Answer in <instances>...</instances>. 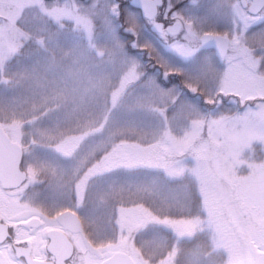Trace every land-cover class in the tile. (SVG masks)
<instances>
[{"label": "rangeland", "instance_id": "374dc122", "mask_svg": "<svg viewBox=\"0 0 264 264\" xmlns=\"http://www.w3.org/2000/svg\"><path fill=\"white\" fill-rule=\"evenodd\" d=\"M129 1L0 0V126L23 150L25 136L31 138L29 174L35 177L41 168L53 172L57 196L61 195L62 187L59 170L69 163L65 153L73 154L80 141L68 136L57 147L50 137L78 122L83 124V118L105 91L110 108L120 105L139 75L130 63L121 70L127 62L105 16L111 4L120 5L121 18L125 11L140 14L133 8L129 11ZM128 35H120L126 45L132 38ZM139 39L142 43L135 49L146 50L156 69H148L143 51L133 53L142 55L145 71L158 72L164 65L157 57L156 38L152 32H145ZM157 83L159 87L143 98L141 104L168 131L149 146H137L136 152L152 160L168 157L174 161L189 152L195 153L204 165L198 179L204 185V206L219 229V241L209 246L198 239L196 218L187 215L161 218L143 207H120L116 220L119 231L111 230L109 217L96 214L93 219L97 239L104 244L94 243L99 249L97 253L85 252L88 264H97L119 251L127 253L135 264H152L153 260L158 264H174L184 240L194 239H198L196 249H204L207 255H198L196 249H184V264H218L221 249L227 252L230 264H257V258L264 255V196L258 195L264 192V172L239 179L233 174L232 164L247 166L245 153L258 152L261 145L255 137L235 135L223 125L206 129L199 121L191 122L189 131L176 135L172 129H180L191 121L193 111L185 106L194 105L197 97L189 101L182 95L180 82L172 83L170 90L168 84L160 80ZM204 134L214 145H219L216 137H223L224 144L212 149L202 142ZM24 164L23 160V167ZM72 167L75 170V164ZM81 180L79 192L83 200L88 177ZM7 197L9 215L19 216L16 202ZM175 202L178 207L183 205L181 193L175 194ZM241 213L247 217L246 222L241 221ZM165 237L176 240L167 252H164ZM135 239L139 245L138 242L135 245Z\"/></svg>", "mask_w": 264, "mask_h": 264}, {"label": "clouds", "instance_id": "9594fccd", "mask_svg": "<svg viewBox=\"0 0 264 264\" xmlns=\"http://www.w3.org/2000/svg\"><path fill=\"white\" fill-rule=\"evenodd\" d=\"M176 4L182 7L173 10ZM144 8L143 14L125 11L123 20L118 4H111L106 10V23L127 62L121 70L130 63L138 69L139 75L120 105L110 108L105 91L83 118V124L78 122L50 137L57 147L68 136L80 141L68 158V165L59 170L61 195H56L54 173L50 170L41 168L35 177L29 174L32 140L26 135L22 141L26 145L22 152L25 164L11 199L16 202L19 219L27 223L9 229L4 221L0 226V253L4 254L0 261L3 264H8L9 260L11 264H31V245L17 242L39 235L43 224L65 209L75 212L93 243L101 242L92 227L96 214L109 217L111 230L119 231L118 210L127 206L143 207L161 218L174 215L196 218L199 220L198 239L209 246L219 241V229L204 206V185L198 179L204 165L195 153L189 152L174 161L168 157L152 160L136 152L137 146L151 145L168 129L141 104L159 84L155 73L144 70L142 55L128 51L120 37L121 30L135 38L134 48L141 45L139 38L145 32H152L156 43L160 41V31L167 33L169 41L180 38L182 33L173 36L168 32L165 21L172 26L182 25L186 32L194 34L195 39L189 41L190 46L198 49L193 63L207 78L199 85H191L177 74L181 90L197 87L198 91L191 121L172 131L182 135L190 130L191 122L199 121L206 129L223 125L235 135L255 137L261 145L260 150L245 153L247 166L232 164L233 174L245 179L257 171L264 172V0H246V10L237 0H151ZM177 65H181L180 61ZM216 140L219 145L224 144L223 137L218 136ZM202 142L212 149L219 147L207 134L202 135ZM59 155L64 158L63 153ZM84 177H88V184L81 200L79 184ZM177 192L184 200L179 207L174 195ZM258 195L264 196V192ZM32 217H39L43 223H37L30 219ZM241 221H247L243 213ZM164 239V252L170 251L176 240L173 237ZM218 255V264H230L227 252L221 249ZM183 257L181 248L174 264H184ZM257 260L264 264V258ZM48 264H57V261L49 256ZM67 264H83L79 250L73 249ZM152 264L158 261L153 260Z\"/></svg>", "mask_w": 264, "mask_h": 264}, {"label": "flooded vegetation", "instance_id": "af4514ba", "mask_svg": "<svg viewBox=\"0 0 264 264\" xmlns=\"http://www.w3.org/2000/svg\"><path fill=\"white\" fill-rule=\"evenodd\" d=\"M139 12L141 14V11ZM67 155L69 156L67 157ZM71 155L72 153H65L66 158H70ZM21 169H23V161L21 164ZM13 191L14 190L5 189L2 183L0 182V220L2 223H4V221H7V226L9 229L13 227H19L21 224L27 223V221L20 220L19 216H15L14 213H11L10 215H14L15 217H11L8 213L9 203L7 201V196L12 197ZM66 212H71L72 214H74L75 217L70 216L64 220L63 214ZM30 219H34L37 223H43L42 221H40L39 217H32ZM93 226L94 225H92V227ZM52 238L56 242L64 243L65 246H67V240H69L72 243L73 248L79 250V252L81 253L83 264H88L86 258L87 253L85 255V252L97 253L99 250L95 246L96 243L94 244L91 240L88 239L87 235L82 229L79 218L76 217V214L72 209H65L63 212L59 213L55 219L49 218V222L47 224H43L39 235L26 237L24 240L18 241L17 243H26L31 245L30 251L32 258L48 263L49 256L54 257L55 260L58 261L57 256H55L48 250V246L52 241ZM136 242L138 241L135 239V245ZM102 244L104 243L102 242ZM139 244L140 243L138 242V245ZM117 253H121V251L115 252L114 254L105 257L97 264H104ZM65 263L67 264V260L65 261Z\"/></svg>", "mask_w": 264, "mask_h": 264}, {"label": "snow or ice", "instance_id": "6c2138e0", "mask_svg": "<svg viewBox=\"0 0 264 264\" xmlns=\"http://www.w3.org/2000/svg\"><path fill=\"white\" fill-rule=\"evenodd\" d=\"M237 3L240 4L241 8L246 10V0H237ZM181 7L182 5L176 4L173 10L179 9ZM118 8H120V5H118ZM131 8H139L141 12L144 11L143 7L139 4L131 5L129 8L130 12ZM133 14L136 13L133 12ZM165 27L168 29V32L173 34V36H175L176 33H182V36L178 39L169 41L167 39V33L163 31L159 32L160 41L157 43L159 46L157 57L164 67L155 73L156 80H163L165 84L169 85V90L171 89L172 85L169 83L168 78L169 76H177V74L182 75L186 82L191 85H199L204 82L207 78L206 73L202 69L195 66L190 67V65H193V58L198 50L196 47L190 46L189 44L190 40L195 39V35L186 32L182 25L172 26L165 24ZM157 29H159V25H157ZM133 39L135 38L133 37ZM155 46L156 44H154V47ZM129 47H132L133 50L135 49L133 45H130ZM177 61H180L183 66H178ZM197 91V87H189L184 88L181 94L188 97V100L191 101L192 97L196 96ZM185 107L192 111L194 110V105L191 103L187 104ZM80 182L83 183L82 180ZM54 183L56 182L54 181ZM175 194L176 193H174V195Z\"/></svg>", "mask_w": 264, "mask_h": 264}, {"label": "water", "instance_id": "95a60500", "mask_svg": "<svg viewBox=\"0 0 264 264\" xmlns=\"http://www.w3.org/2000/svg\"><path fill=\"white\" fill-rule=\"evenodd\" d=\"M151 0H132L131 5L139 4L143 7L147 3H150ZM139 9V8H137ZM22 152L23 149L15 144L10 137L4 132L0 126V181L4 188L14 189L19 184L21 176V163H22ZM70 216H74L71 212H66L63 214L64 220ZM3 223L0 220V226ZM8 227V226H7ZM67 246L64 243L56 242L53 238L48 246V250L57 256V264H66L65 261L71 256L73 251L72 243L67 240ZM259 258H264V255H261ZM31 264H48L47 262L39 261L31 256ZM104 264H134L132 258L126 253H118L114 255L111 259L106 261ZM258 264L260 262L258 261Z\"/></svg>", "mask_w": 264, "mask_h": 264}, {"label": "trees", "instance_id": "16d2710c", "mask_svg": "<svg viewBox=\"0 0 264 264\" xmlns=\"http://www.w3.org/2000/svg\"><path fill=\"white\" fill-rule=\"evenodd\" d=\"M121 20H123V18H121ZM120 35H121V36H125V35H127V34H125V33L121 30ZM128 36H129V35H128ZM132 41H133V37L130 39V42L127 43V47H128V49H129L131 52H140V51H143V52H144V59H145L146 61H148V69H149V70H151V69H153V68L156 69L157 66L154 64V61H152V59L147 58V51H146V50H141V49H134V50H133L132 47H129V46L131 45ZM153 64H154V65H153ZM151 65H152V66H151ZM168 79H169V83H170V84L175 83V82H180V81H179V78H178L177 76H169ZM160 82H163V83H164L163 80H160ZM197 245H198V239H194V240H184V247H183L182 249H183V251H184V249H186V250H188V249H192V250L194 251V250L196 249ZM206 245H207V244H206ZM180 250H181V249H180ZM196 251H197V252H195V253H197L198 255H203V256L207 255V253L205 252L204 249H201V250L196 249ZM196 256H197V255H196ZM198 257H201V256H198ZM216 263H217V262H216Z\"/></svg>", "mask_w": 264, "mask_h": 264}]
</instances>
